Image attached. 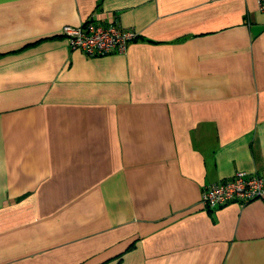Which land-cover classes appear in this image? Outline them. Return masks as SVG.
Wrapping results in <instances>:
<instances>
[{
	"label": "crops",
	"instance_id": "1",
	"mask_svg": "<svg viewBox=\"0 0 264 264\" xmlns=\"http://www.w3.org/2000/svg\"><path fill=\"white\" fill-rule=\"evenodd\" d=\"M137 32L72 50L66 25ZM264 13L257 0H0V264H264Z\"/></svg>",
	"mask_w": 264,
	"mask_h": 264
},
{
	"label": "built area",
	"instance_id": "2",
	"mask_svg": "<svg viewBox=\"0 0 264 264\" xmlns=\"http://www.w3.org/2000/svg\"><path fill=\"white\" fill-rule=\"evenodd\" d=\"M257 5L264 13V0H257ZM62 33L72 50H79L88 56L124 53L128 43L138 38L137 32L132 29L93 20H87L78 27L66 25ZM263 194V176L238 171L227 179L203 186L199 202L204 209L214 210L229 203L244 206Z\"/></svg>",
	"mask_w": 264,
	"mask_h": 264
}]
</instances>
